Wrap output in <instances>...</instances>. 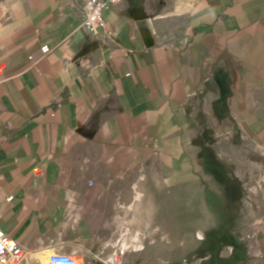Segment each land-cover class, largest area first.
Segmentation results:
<instances>
[{
	"label": "crops",
	"instance_id": "crops-1",
	"mask_svg": "<svg viewBox=\"0 0 264 264\" xmlns=\"http://www.w3.org/2000/svg\"><path fill=\"white\" fill-rule=\"evenodd\" d=\"M85 1L0 0V227L22 264H157L164 169L264 147V0H123L95 34Z\"/></svg>",
	"mask_w": 264,
	"mask_h": 264
},
{
	"label": "rangeland",
	"instance_id": "rangeland-1",
	"mask_svg": "<svg viewBox=\"0 0 264 264\" xmlns=\"http://www.w3.org/2000/svg\"><path fill=\"white\" fill-rule=\"evenodd\" d=\"M250 139H228L237 151L213 153L190 182L164 169L162 225L148 233L163 243L157 264H264V147Z\"/></svg>",
	"mask_w": 264,
	"mask_h": 264
},
{
	"label": "built area",
	"instance_id": "built-area-1",
	"mask_svg": "<svg viewBox=\"0 0 264 264\" xmlns=\"http://www.w3.org/2000/svg\"><path fill=\"white\" fill-rule=\"evenodd\" d=\"M123 0H86L84 5L85 18L83 26L91 33H97L105 27L104 12L110 7L118 5ZM42 52H50L49 46H43ZM36 172H39L37 170ZM25 251L15 240L10 238L0 227V264H22ZM45 264H79L73 255L55 253L49 256Z\"/></svg>",
	"mask_w": 264,
	"mask_h": 264
}]
</instances>
